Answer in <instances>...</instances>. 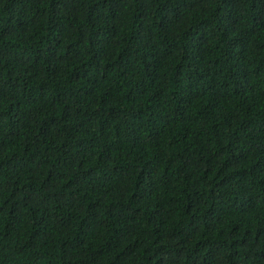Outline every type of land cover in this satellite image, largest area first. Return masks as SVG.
<instances>
[{"label":"trees","instance_id":"trees-1","mask_svg":"<svg viewBox=\"0 0 264 264\" xmlns=\"http://www.w3.org/2000/svg\"><path fill=\"white\" fill-rule=\"evenodd\" d=\"M0 264H264V0H0Z\"/></svg>","mask_w":264,"mask_h":264}]
</instances>
